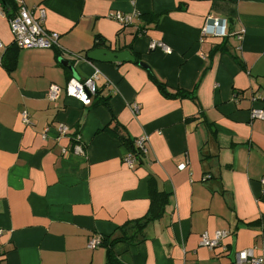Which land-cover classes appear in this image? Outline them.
I'll use <instances>...</instances> for the list:
<instances>
[{
	"label": "crops",
	"instance_id": "crops-1",
	"mask_svg": "<svg viewBox=\"0 0 264 264\" xmlns=\"http://www.w3.org/2000/svg\"><path fill=\"white\" fill-rule=\"evenodd\" d=\"M22 2L45 10L60 49L16 48L0 14V264H106V247L89 240L145 216L152 191L169 196L164 215L113 246L118 264L264 254V120L252 118L264 112V0ZM207 17L226 20L225 38L202 36ZM95 49L135 61L88 60ZM96 73L88 102L66 95L70 79ZM114 129L133 145L148 136L146 152ZM216 231L228 232L226 251L201 245Z\"/></svg>",
	"mask_w": 264,
	"mask_h": 264
},
{
	"label": "built area",
	"instance_id": "built-area-1",
	"mask_svg": "<svg viewBox=\"0 0 264 264\" xmlns=\"http://www.w3.org/2000/svg\"><path fill=\"white\" fill-rule=\"evenodd\" d=\"M14 1L18 5L17 12L11 18H8L9 28L13 36V45L18 49H60L58 44L59 34L47 32L43 27L45 10L42 7H34L30 10L24 5L22 0ZM2 12V6L0 5V14H2ZM111 18H114L123 26L129 25L132 21L129 16L119 13L111 16ZM243 33L244 30L241 31V34ZM201 34L203 37L225 38L227 36L226 20L207 17L201 29ZM150 48H159L167 53L170 52L163 43H152ZM97 78L98 75L96 73L83 81L75 78L70 79L65 87L66 95L83 103L88 102L89 96L96 92L95 80ZM59 93L60 88L56 85H51L47 90L48 100L56 101ZM138 110V107L134 105L132 108L133 113L137 114ZM252 118L264 120V112L261 110H252ZM23 120L28 123L26 114H23ZM58 130L60 134H65L67 128L64 125H60ZM148 140L149 138L146 135L135 139L134 146L138 154L146 152V143ZM75 152L76 154L81 153L80 147H76ZM134 161L135 160L131 158L126 160L130 167L133 166ZM184 166L185 164L183 163L179 168H183ZM261 184L264 189V177L261 179ZM226 237H228V232L226 231H216L212 237L205 232L201 236V245L210 250L221 248L222 251H226V246L222 245V241ZM99 244L100 241L98 238H92L89 240L87 247L89 249H94ZM232 264H264V254H255L254 249L240 250L234 254V261Z\"/></svg>",
	"mask_w": 264,
	"mask_h": 264
},
{
	"label": "trees",
	"instance_id": "trees-1",
	"mask_svg": "<svg viewBox=\"0 0 264 264\" xmlns=\"http://www.w3.org/2000/svg\"><path fill=\"white\" fill-rule=\"evenodd\" d=\"M7 4V9L2 8L4 14L7 18H11L17 11L18 6L14 0H4ZM2 0H0V5L2 6ZM162 93L166 95H170L164 86H161ZM175 95L179 96H188V93L183 91H178ZM114 131L122 135V140L124 144H128L127 147L132 152L134 150V145L128 142V139L123 130L114 129ZM169 196L165 193H161L158 191L150 192V205L149 209L145 216L141 219L134 221L133 223H129L124 227H121L118 232L114 236H110L107 238H98L100 241L99 245H103L106 247V264H118V260L113 252V246L119 242H138L140 239L144 238V228L147 224L152 222L153 220L159 219L164 215L165 206L168 204Z\"/></svg>",
	"mask_w": 264,
	"mask_h": 264
},
{
	"label": "water",
	"instance_id": "water-1",
	"mask_svg": "<svg viewBox=\"0 0 264 264\" xmlns=\"http://www.w3.org/2000/svg\"><path fill=\"white\" fill-rule=\"evenodd\" d=\"M2 6L7 9V4L3 0ZM87 59L96 62L112 63V62H134L135 59L128 51L119 53L111 52L106 49H95L87 54ZM90 97V96H89Z\"/></svg>",
	"mask_w": 264,
	"mask_h": 264
}]
</instances>
